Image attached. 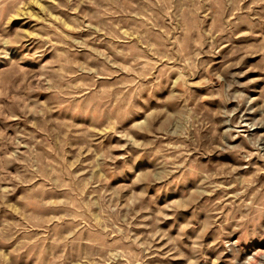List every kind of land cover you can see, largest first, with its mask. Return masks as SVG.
<instances>
[{"label":"rangeland","instance_id":"obj_1","mask_svg":"<svg viewBox=\"0 0 264 264\" xmlns=\"http://www.w3.org/2000/svg\"><path fill=\"white\" fill-rule=\"evenodd\" d=\"M0 264H264V0H0Z\"/></svg>","mask_w":264,"mask_h":264}]
</instances>
